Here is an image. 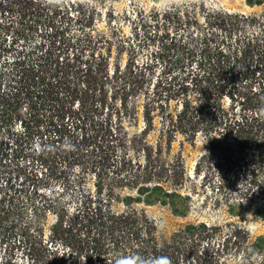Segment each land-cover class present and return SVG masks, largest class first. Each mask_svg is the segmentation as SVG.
Instances as JSON below:
<instances>
[{
    "label": "trees",
    "instance_id": "obj_1",
    "mask_svg": "<svg viewBox=\"0 0 264 264\" xmlns=\"http://www.w3.org/2000/svg\"><path fill=\"white\" fill-rule=\"evenodd\" d=\"M92 9L0 0V264H264L234 220L264 219V14L151 11L125 34ZM179 135L205 141L194 175L231 220L159 240L138 204L190 211Z\"/></svg>",
    "mask_w": 264,
    "mask_h": 264
},
{
    "label": "rangeland",
    "instance_id": "obj_2",
    "mask_svg": "<svg viewBox=\"0 0 264 264\" xmlns=\"http://www.w3.org/2000/svg\"><path fill=\"white\" fill-rule=\"evenodd\" d=\"M90 4L91 11H100L104 16L112 14L114 22L113 27H117L120 32L130 34L132 32L133 22L136 16L147 14L151 11H230L244 13L248 15L264 14V3L250 5L246 0H82ZM193 5L204 8H195ZM106 23L99 22V27L104 28ZM147 51L142 52L143 57L147 56ZM115 55V53H114ZM127 53L123 56V62L127 60ZM156 129L150 134V139H155L159 133L161 124L157 121ZM143 126L140 121L139 128ZM137 128L130 126L129 130L133 133ZM206 143L198 137L197 140L191 141L179 135L173 142L171 151L172 157H179L183 160L190 179L185 183V187L180 189L183 194L192 193L193 201L190 211L186 215L174 213L168 206L162 204L146 205L138 204L143 208L147 215L154 220L157 236L159 240L169 238L175 231L184 227L188 223L207 221L209 223H224L231 220L223 209H217L212 206L211 202H206L204 190L201 188L199 181L195 178V164L205 151ZM171 188L170 184H167ZM118 207L123 209V204ZM234 219V218H233ZM244 224L252 232L253 236L264 234V219L258 217L254 211H247L242 216L235 218ZM6 246L0 245V257L5 256ZM14 258L25 263L26 257L21 249H16Z\"/></svg>",
    "mask_w": 264,
    "mask_h": 264
},
{
    "label": "clouds",
    "instance_id": "obj_3",
    "mask_svg": "<svg viewBox=\"0 0 264 264\" xmlns=\"http://www.w3.org/2000/svg\"><path fill=\"white\" fill-rule=\"evenodd\" d=\"M116 264H140V262L137 257L122 256L117 260Z\"/></svg>",
    "mask_w": 264,
    "mask_h": 264
}]
</instances>
